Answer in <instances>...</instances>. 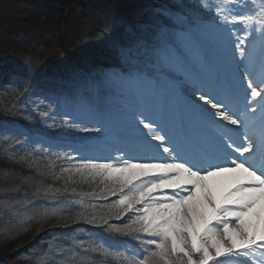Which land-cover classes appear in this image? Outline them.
<instances>
[{"label":"snow or ice","instance_id":"obj_1","mask_svg":"<svg viewBox=\"0 0 264 264\" xmlns=\"http://www.w3.org/2000/svg\"><path fill=\"white\" fill-rule=\"evenodd\" d=\"M141 15L105 24L113 62L75 72L81 87L41 112L69 135L108 130L116 154L4 126V158L63 186L6 170L0 217L60 216L150 246L133 251L70 228L69 243L50 244L37 264H264V0H174ZM30 70L26 60L0 74L17 83ZM126 141L144 155H130ZM35 199L62 206L33 211ZM90 200L109 203L97 214Z\"/></svg>","mask_w":264,"mask_h":264},{"label":"rangeland","instance_id":"obj_2","mask_svg":"<svg viewBox=\"0 0 264 264\" xmlns=\"http://www.w3.org/2000/svg\"><path fill=\"white\" fill-rule=\"evenodd\" d=\"M169 1L171 5L174 3V0ZM256 2L258 0H252L253 7ZM184 3L195 6L197 0H184ZM162 5L169 6L170 4ZM151 8L153 7L145 4L143 0H66L65 3L59 0H0V40H2L0 43L9 41L12 44V48L7 50L9 58L4 55L6 52L3 55L0 54V69L24 67L22 64L20 66L19 58L26 57L25 50L28 48L42 52L48 49L51 57L61 53L62 57L58 61L57 59L54 61L52 72L40 75L27 98L35 111L47 110L51 100L56 97H69V94L73 93L72 90L81 87V84L76 81L75 72H88L113 62L107 46V33L103 32L105 24H110L112 19L117 16L126 17L130 22L135 23L142 18V13H146ZM27 42H29L28 47L24 46ZM13 43L21 44V46L16 47ZM85 54H94L97 64L91 63L88 57L86 59ZM25 59L29 60L27 57ZM30 62L31 70L22 73L17 83L23 81L31 73L33 76L36 70L44 66L43 61L32 62L31 59ZM17 83L10 82L7 76L0 74V94H4L5 89L12 88ZM185 85L182 84V86ZM53 107L55 108V105ZM60 111L62 112L63 109ZM54 118L60 119L61 117L59 114H54ZM65 131L62 129L58 131V135L62 139H49L53 143L66 142L77 146L88 145V147L112 144V135L108 130L72 132L70 135ZM37 136L43 135L32 133L33 138ZM85 137L87 138L85 139ZM126 143L128 144V141ZM88 152L92 155L97 153L91 150ZM115 154L113 151V154L100 153L99 156ZM96 187V185L92 186V188ZM94 201L96 200H90L89 203L93 204ZM102 206L106 205L100 204V207ZM123 219L126 220V217ZM0 225L1 243L6 242L7 239L14 240L21 233L22 223L16 220L10 219V222L6 224L4 218L0 217ZM88 231L92 230H85L81 234L85 235ZM94 232L98 233V230ZM106 236H108V240L111 238L109 235ZM144 238L147 239V237ZM115 239L110 240L109 243L122 242L124 246L133 251L150 247L147 244H141L133 236L116 234ZM39 249L41 250V247ZM3 250L5 249L0 248V260L9 261ZM25 253L27 255L22 256L26 258L25 260L41 257L32 255V248H29ZM0 264H2L1 261Z\"/></svg>","mask_w":264,"mask_h":264},{"label":"trees","instance_id":"obj_3","mask_svg":"<svg viewBox=\"0 0 264 264\" xmlns=\"http://www.w3.org/2000/svg\"><path fill=\"white\" fill-rule=\"evenodd\" d=\"M60 2H66V0H59ZM117 1V0H115ZM161 2H164L166 4H170L169 0H159ZM66 6L69 4H65ZM2 40H0L1 42ZM14 44V43H13ZM29 42H27L24 46L28 47ZM16 47H20L21 44H14ZM51 46V44H50ZM12 48L11 42L3 41V44L0 43V54L6 55V58H9V54L7 50ZM49 50L39 51L34 49H27L25 50V55L29 60L32 59V62L35 60L43 61L44 66L38 70H36L32 76V73L27 76V78L23 79L20 83H17L16 85H13L12 88L5 89L4 94H0V131L3 130L4 126H7L9 129H19L21 131H24L28 133L30 136H32V133H36L38 135H43L46 138H50L53 140L62 139L58 134V131H60V128H51L49 127L50 124H52V120L42 117L41 110L35 111L34 107L30 106L29 102L27 101L29 92L32 90L33 85H35L38 82V79L40 78V75L43 73H51L53 68V65L55 64L54 61L57 59H60L62 57L61 53H59L57 56L51 57L49 56ZM80 52V51H78ZM31 54V55H29ZM47 55V56H46ZM86 58L88 57V60L91 61L93 64H97V61L95 60L94 54H88L84 55ZM26 57L19 58L20 66L25 64ZM33 57V58H32ZM40 63V62H39ZM95 64V65H96ZM27 88L28 91H24V89ZM19 89V91H17ZM57 118L56 120H58ZM66 132V131H65ZM7 147L3 143L2 140H0V189H3L6 186H9L12 177H5L4 173L6 170H14L15 172H22L25 175L36 177L37 180L43 179L45 183H52L53 187H62L63 181H60L59 183H54L48 180V178L45 177H37L36 173L34 171H28L26 168L20 165H13L11 162L7 161L4 156L3 152L4 149ZM93 186V185H92ZM92 186L88 185H79L78 190L83 191H90L92 190ZM90 189V190H89ZM29 193L31 194L32 189H28ZM2 195H0V199H2ZM35 210H42V209H53L57 207H61L62 205H57L54 203H47L40 199H35ZM109 201H94L93 204H102L107 205ZM105 206L100 207L97 209V214H99L100 210H102ZM75 210H79L77 207ZM91 210V209H89ZM114 224H120L119 220L113 219L110 221ZM67 225V226H66ZM1 226V225H0ZM21 233L19 236H17L14 240H6V242L1 243L2 240H0V248H3V250L6 254V256L9 258V261L11 264H37V258L32 257L30 259L25 260L26 258L22 257L23 255H27L25 252L30 248H32V255H39L42 256L43 251L48 248L50 244H63L67 245L69 241L66 240V237L72 234V231H70V228L74 231L76 228H83L85 230H92L88 231V233H92L93 239H96L97 241H110L109 237H115L116 234L114 232H108L105 231L102 228H96L91 225H88L84 222H80L79 224H73L71 220L68 219H62L60 216L56 217H49L48 219H44L42 217L37 216L34 219L26 220L25 222H22V225L20 226ZM95 230H98L97 232H94ZM88 233L85 235L81 234V232H77L76 235L80 239H88ZM104 236V237H103ZM128 239V237H127ZM116 240V239H115ZM41 247V250L39 249ZM90 256L98 258V254H89ZM60 257H57L59 259Z\"/></svg>","mask_w":264,"mask_h":264},{"label":"bare ground","instance_id":"obj_4","mask_svg":"<svg viewBox=\"0 0 264 264\" xmlns=\"http://www.w3.org/2000/svg\"><path fill=\"white\" fill-rule=\"evenodd\" d=\"M145 2V4L151 6V7H156V6H163L160 3H158L157 1L154 0H143ZM227 67V65H225ZM182 90L186 89L188 93H190L191 95L193 94L195 96V93L192 90V87L190 84H186L185 86H181ZM77 89V88H76ZM74 89V90H76ZM74 90H72V92H74ZM71 96V94H69V97ZM193 103H200L203 106V103L198 101V100H193ZM129 146L126 148V150L129 152L130 155L133 156H143L144 153L139 151L135 145H132L130 141H128ZM87 150H91L96 153V156H99L100 153H105V154H113L114 148L111 146V144H103L102 146H97V147H88ZM149 155H151V153H149ZM211 262V261H210Z\"/></svg>","mask_w":264,"mask_h":264}]
</instances>
